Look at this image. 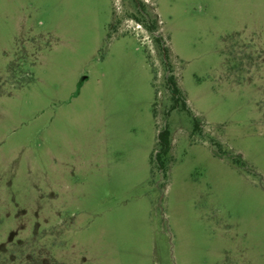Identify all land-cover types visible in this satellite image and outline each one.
Masks as SVG:
<instances>
[{"label": "rangeland", "instance_id": "rangeland-1", "mask_svg": "<svg viewBox=\"0 0 264 264\" xmlns=\"http://www.w3.org/2000/svg\"><path fill=\"white\" fill-rule=\"evenodd\" d=\"M137 1L0 0V264H264V0Z\"/></svg>", "mask_w": 264, "mask_h": 264}, {"label": "trees", "instance_id": "trees-1", "mask_svg": "<svg viewBox=\"0 0 264 264\" xmlns=\"http://www.w3.org/2000/svg\"><path fill=\"white\" fill-rule=\"evenodd\" d=\"M134 6L139 10L140 3L137 0H133ZM140 17L133 16V19L141 24L145 30L150 33L154 34V41L157 45H159L162 58L163 60L169 65L168 63V49L165 47V43L163 38L160 35L156 34V22L150 21L148 16H146L142 11L139 12ZM169 69H166V76H165V84L166 88L170 94V105L166 114L174 110H178L183 112L188 118L191 119L193 124V129H198L199 122L196 119V116L192 113V111L187 106L185 97L179 87L175 82V78L173 75V71L168 66ZM171 149V137H170V130L167 125H164L156 135V146L153 152L150 154L149 162L150 165L159 171L162 174L164 181L167 178L168 172V164H169V154Z\"/></svg>", "mask_w": 264, "mask_h": 264}]
</instances>
